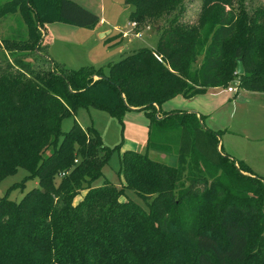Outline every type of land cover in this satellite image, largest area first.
Here are the masks:
<instances>
[{
	"label": "trees",
	"instance_id": "trees-1",
	"mask_svg": "<svg viewBox=\"0 0 264 264\" xmlns=\"http://www.w3.org/2000/svg\"><path fill=\"white\" fill-rule=\"evenodd\" d=\"M233 1L201 0L189 23L181 20L186 0H124L130 22L152 25L158 42L108 63L106 72L65 69L42 49L45 24L92 28L99 20L92 11L72 0L0 3V21L14 14L25 26L0 45L20 42L27 54L0 64V182L19 167L37 179L18 201L0 196V264H264L263 178L223 152L221 131L207 128L203 114L161 109L234 78L264 92V3L250 13ZM29 55L45 68L34 72ZM89 107L120 124L126 111H144L148 148L176 164L125 150L123 183L95 185L120 144L105 145L96 127L76 120L61 129L64 117Z\"/></svg>",
	"mask_w": 264,
	"mask_h": 264
},
{
	"label": "rangeland",
	"instance_id": "rangeland-1",
	"mask_svg": "<svg viewBox=\"0 0 264 264\" xmlns=\"http://www.w3.org/2000/svg\"><path fill=\"white\" fill-rule=\"evenodd\" d=\"M4 1L0 0V3ZM72 1L98 15L99 20L92 28H82L64 22H48L45 24V31L51 25L52 28L49 29L55 30V36L51 38L49 45V37L46 39L45 34L42 49L46 50L48 48L47 54H49V57L53 58L56 64L60 63L55 60L59 58L63 68L77 69L84 65H92L102 67L106 72L108 63L116 62L140 48L156 47L159 37L157 29L152 25H150V28L146 26L136 28L133 22L129 20L132 6L126 4L124 0ZM239 1H243L250 13L261 2L264 3V0H234V7L238 5L237 2ZM200 7L201 0H186L181 20L189 23L195 22ZM16 18V15L9 14L0 21V40L3 41L5 37L12 35L13 29H20L23 33L25 32V26L20 25L19 18ZM114 27L121 30L117 31ZM106 28H109L111 33H104L101 38L97 34L95 35L96 31ZM91 29H94V31L90 33ZM50 33L52 35V31ZM19 43L10 41L9 48L5 44L0 45V64L5 62L6 59L14 61L15 58L27 55L18 49ZM200 59L201 56H198V63ZM24 60L31 65L34 72H40L42 67L45 68L47 65L39 55H29ZM238 83V79L234 78L227 86L239 88L238 97L235 92H228L227 87L219 86L215 90L206 91L205 89L204 92L199 93L198 95L201 96L196 98L195 103L198 107L209 109L207 114H212L213 119L210 122L207 119L208 116H204V124L214 131H221L219 142L223 152L243 162L252 172L261 176L264 180V92H248L238 87ZM166 102L164 106L162 105L163 110L169 111L173 107L177 109L184 108L177 100L171 103ZM187 105L191 106L193 104ZM74 120L82 126L93 125L96 128L99 127L100 131H98L105 145L112 147L120 144L119 150L115 151L103 166L104 176L97 179L95 185H100L105 178L117 186L121 182L123 183V177L119 173V156L125 150L146 152L150 158L171 165L176 164L175 156L165 153L166 156L161 158L162 154L160 152L148 148L150 119L142 110L126 111L122 117V124H120L116 118L109 116L103 110L92 107L81 108L77 110L75 115L62 119V131H67ZM141 122L145 124L138 126L137 124ZM27 174L25 169L19 167L16 172L6 176L0 182V196L8 192L9 199L18 201L25 192L37 186V179L26 178ZM14 184H16V187L10 188ZM126 194L143 208H147L146 203L134 192L126 190Z\"/></svg>",
	"mask_w": 264,
	"mask_h": 264
},
{
	"label": "crops",
	"instance_id": "crops-1",
	"mask_svg": "<svg viewBox=\"0 0 264 264\" xmlns=\"http://www.w3.org/2000/svg\"><path fill=\"white\" fill-rule=\"evenodd\" d=\"M55 22H59V21H55ZM49 28H52L51 27V25L49 26ZM49 28H47V30L45 31V34H46V39H47V37H49V45H50V40H51V38L53 37V36H55V30H50ZM115 28V30H117V31H120L121 29L120 28H116V27H114ZM147 28H150V27H147ZM92 31H89L90 33L91 32H93L94 31V29H91ZM50 31H52V35H51V33H50ZM108 34V33H111V30L109 29V28H106V29H104V30H98V31H96V33H95V35L97 34L98 35V37H100L101 38V36H102V34ZM47 42V41H46ZM47 44V43H46ZM46 47H47V45H46ZM47 50H48V48H47ZM53 51H54V49H53ZM49 53V52H48ZM49 55V54H48ZM53 55V54H52ZM54 56V55H53ZM54 57H56V56H54ZM53 59V58H52ZM55 60H57V61H59L60 63H58V64H60L61 66H62V62L59 60V58H57V59H55ZM236 88V87H235ZM216 89V87H208V88H206V91H212V90H215ZM245 90V89H244ZM227 91L228 92H233V91H229L228 89H227ZM246 91H248V92H251V93H255L254 91H249V90H246ZM235 93H236V95L239 93V88H236V91H234ZM201 95H195V96H193V97H190V98H185V97H183V96H181V95H177V96H175V97H173V98H171V99H168V100H166V101H168L169 103H171L172 101H175V100H177L183 107H180V108H183V109H185V110H190V111H195V112H197L198 114H203L204 116H208V120H209V122H210V120H212L213 119V116H212V114L211 113H209V114H207L208 112H209V109H207V108H203V107H201V106H197L196 105V98H198V97H200ZM237 97H238V95H237ZM163 102V106H164V104L165 103H167V102ZM193 104V105H191V106H188L187 104ZM162 105H161V109H162ZM195 105V106H194ZM222 106V105H221ZM220 107V106H219ZM81 109V108H80ZM170 109V108H169ZM172 109H177V108H171L170 110H172ZM183 109H177V110H183ZM163 110V109H162ZM164 111H166V110H164ZM128 113V112H127ZM127 113L125 114V117H126V115H127ZM205 113V114H204ZM213 113V112H212ZM206 118V117H205ZM206 120V119H205ZM143 124H145V123H143V122H141V123H138L137 125L138 126H143ZM98 128V130H99V127H97ZM100 131V130H99ZM162 154V157L161 158H163V156H166V154L165 153H161ZM159 156H160V153H159ZM121 184V183H120ZM120 184H118V185H120Z\"/></svg>",
	"mask_w": 264,
	"mask_h": 264
},
{
	"label": "water",
	"instance_id": "water-1",
	"mask_svg": "<svg viewBox=\"0 0 264 264\" xmlns=\"http://www.w3.org/2000/svg\"><path fill=\"white\" fill-rule=\"evenodd\" d=\"M243 72V65H242V60L238 59L237 60V70L236 73L241 74Z\"/></svg>",
	"mask_w": 264,
	"mask_h": 264
},
{
	"label": "built area",
	"instance_id": "built-area-1",
	"mask_svg": "<svg viewBox=\"0 0 264 264\" xmlns=\"http://www.w3.org/2000/svg\"><path fill=\"white\" fill-rule=\"evenodd\" d=\"M133 25H135V23H133ZM227 89L229 90V91H236V88L235 87H232V86H229V87H227Z\"/></svg>",
	"mask_w": 264,
	"mask_h": 264
}]
</instances>
